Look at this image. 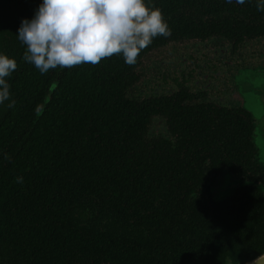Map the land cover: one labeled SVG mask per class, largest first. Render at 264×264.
I'll return each mask as SVG.
<instances>
[{"label": "trees", "instance_id": "trees-1", "mask_svg": "<svg viewBox=\"0 0 264 264\" xmlns=\"http://www.w3.org/2000/svg\"><path fill=\"white\" fill-rule=\"evenodd\" d=\"M42 2L0 0V53L18 64L7 78L15 106L0 105V264H136L146 255L169 257L165 248L147 246L153 217L145 208L151 199L131 191L138 190L127 180L125 163L128 132H134L127 98L138 61L166 38H155L133 66L117 54L95 66L41 74L23 60L17 34L22 19H32ZM145 4L162 11L171 28L167 38L175 39L203 36L209 26L228 33L233 25L252 24L241 22L240 13L264 14L256 0ZM173 157L167 155L170 162ZM154 160L139 171L152 179L159 175L166 188L169 172L161 171L170 164Z\"/></svg>", "mask_w": 264, "mask_h": 264}, {"label": "flooded vegetation", "instance_id": "flooded-vegetation-1", "mask_svg": "<svg viewBox=\"0 0 264 264\" xmlns=\"http://www.w3.org/2000/svg\"><path fill=\"white\" fill-rule=\"evenodd\" d=\"M239 17L252 24L166 38L138 61L127 98L133 106L126 105L134 129L128 132L126 175L138 190L133 193L151 199L147 246L171 255H146L136 264H249L264 254L256 120L233 82L238 70L264 66V14ZM155 158L170 164L161 171L169 172L166 188L159 175L139 171Z\"/></svg>", "mask_w": 264, "mask_h": 264}, {"label": "clouds", "instance_id": "clouds-1", "mask_svg": "<svg viewBox=\"0 0 264 264\" xmlns=\"http://www.w3.org/2000/svg\"><path fill=\"white\" fill-rule=\"evenodd\" d=\"M256 7L264 12V0H256ZM170 35L162 11L146 6L145 0H43L32 19H22L17 39L25 46L23 60L46 74L57 67L95 66L117 54L133 66L155 38ZM17 68L14 58L0 53V105L8 101L9 108L16 102L7 78ZM15 180L23 183V177ZM258 261H264V255L253 264Z\"/></svg>", "mask_w": 264, "mask_h": 264}, {"label": "rangeland", "instance_id": "rangeland-1", "mask_svg": "<svg viewBox=\"0 0 264 264\" xmlns=\"http://www.w3.org/2000/svg\"><path fill=\"white\" fill-rule=\"evenodd\" d=\"M234 76L244 106L256 120L255 142L259 161L264 165V66L242 68Z\"/></svg>", "mask_w": 264, "mask_h": 264}, {"label": "water", "instance_id": "water-1", "mask_svg": "<svg viewBox=\"0 0 264 264\" xmlns=\"http://www.w3.org/2000/svg\"><path fill=\"white\" fill-rule=\"evenodd\" d=\"M264 255V254H263ZM260 257V256H259ZM258 258V257H257ZM257 258H255L252 262L249 264H253L254 261H257ZM257 264H264V261H258Z\"/></svg>", "mask_w": 264, "mask_h": 264}]
</instances>
